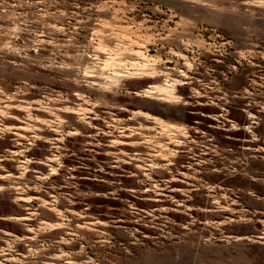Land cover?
Returning a JSON list of instances; mask_svg holds the SVG:
<instances>
[{
	"label": "rangeland",
	"instance_id": "obj_1",
	"mask_svg": "<svg viewBox=\"0 0 264 264\" xmlns=\"http://www.w3.org/2000/svg\"><path fill=\"white\" fill-rule=\"evenodd\" d=\"M0 264H264V0H0Z\"/></svg>",
	"mask_w": 264,
	"mask_h": 264
}]
</instances>
